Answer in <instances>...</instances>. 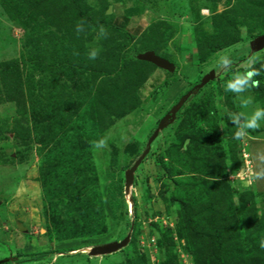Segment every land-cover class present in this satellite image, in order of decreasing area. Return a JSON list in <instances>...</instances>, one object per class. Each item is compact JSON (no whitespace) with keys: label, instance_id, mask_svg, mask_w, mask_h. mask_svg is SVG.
<instances>
[{"label":"rangeland","instance_id":"obj_1","mask_svg":"<svg viewBox=\"0 0 264 264\" xmlns=\"http://www.w3.org/2000/svg\"><path fill=\"white\" fill-rule=\"evenodd\" d=\"M263 35L264 0H0L2 264H211L197 232L224 231L246 259L233 264H264V115L247 127L264 112ZM149 50L174 70L138 57ZM174 178L194 204L219 203L223 231L201 215L188 233L161 195Z\"/></svg>","mask_w":264,"mask_h":264},{"label":"trees","instance_id":"obj_2","mask_svg":"<svg viewBox=\"0 0 264 264\" xmlns=\"http://www.w3.org/2000/svg\"><path fill=\"white\" fill-rule=\"evenodd\" d=\"M231 44H234V42L232 40L228 44H226V46L227 45L229 46ZM223 47H225V46H223ZM11 100L18 101V103L20 102L22 105H24L23 101L20 100V95L17 97H11ZM196 137H197V135L194 136V138H196ZM191 140H193V138ZM162 166L164 168V165H162ZM176 178L173 179V185L175 186L174 187L175 190L174 189L170 190L172 192L169 196H167V192H168L167 188L165 189V191L163 189H161V195L165 199H170L172 201H178L180 203L181 213L183 215L184 221L188 225V233L192 236H195V234H196L195 228L197 226L195 224V221H196V218L198 219V217H200L201 215L202 216H209L211 218V224L213 223L215 225L213 227L215 230V233L219 229L222 230V228L218 227L219 226L218 224L220 223L219 222V220H220L219 219V213H218V211L220 210V208L218 206L219 203L212 199V201H208L205 203L203 201L201 204H194L192 202L191 198L188 199V198L184 197L183 195L179 194V189H181V191L184 190L183 188L187 189L188 184H190L191 181L189 182V181L185 180L184 184H183L179 179H176ZM190 185H192V183ZM117 192H118V194L122 193L123 188L121 191L119 190V188L117 189V191L115 189H112V199H113L114 203L116 201L115 197L117 196ZM250 204L252 205L253 203L251 202ZM251 209L253 210L254 207H252ZM254 214L255 213H253V215ZM58 220L61 222V219H58ZM58 220L55 219V221H54L56 223V225L59 223ZM208 225L211 226L210 223ZM60 228H61L60 226H58L57 229L55 227L56 233L59 234L58 239H66L68 237H74L78 233V232L76 233L74 228H70L71 231L69 233L63 229H60ZM224 233H225V231H224ZM224 233L222 236H217V235L210 236V235H208V233H205V232H202V233L197 232L199 237H203V236L207 235L208 238H210L214 241L212 248L210 249V255H209L210 261L212 262L211 264H233L236 260H238V262H241V261L244 262L246 260V259H244V256L241 258L238 257L237 259H235V261L230 259V257H229L230 252L226 251V246H227V243H229L228 241L233 239V236L228 235L226 237V235H224ZM171 239H172V237H171ZM257 248H258V246H257ZM257 248L255 249V252H256V250L258 251ZM39 254L43 255L44 252H40ZM256 254L258 256V259H261L260 257L262 254H264V252L259 251V252H256L255 255ZM5 264H11V263L9 261H7ZM163 264H166V263H163Z\"/></svg>","mask_w":264,"mask_h":264},{"label":"water","instance_id":"obj_3","mask_svg":"<svg viewBox=\"0 0 264 264\" xmlns=\"http://www.w3.org/2000/svg\"><path fill=\"white\" fill-rule=\"evenodd\" d=\"M252 47L255 50L261 49L264 47V35L263 36H258L256 37L252 42H251ZM139 58L142 59H147L149 61H152L153 63L162 66L168 70L173 71L174 70V65L172 63H170L167 59L159 57L157 54H155L154 51L149 50L146 51L144 53H140L138 55ZM215 70H211L207 75H205L202 78V81L199 83L198 87L206 85V83L215 78ZM174 116V115H173ZM164 126V119L160 122L159 127L156 129V131L154 132L153 136L150 139V142L154 139L155 136H157V134L159 133L160 128H162ZM150 150V147H147L145 149V151L142 153V155L136 160V162L134 163V165L132 167H130L129 169H127L126 171V183H125V187H126V192L129 193L130 192V187L134 182V178H135V172L138 169L139 165L142 163L143 159L146 157V155L148 154ZM130 240V234L126 235L123 239L121 240H115V241H111L102 245H99V248L95 251L93 250H89V254H109L112 252H115L119 249H121L122 247H124L125 245H127V243ZM0 264H2V261H0Z\"/></svg>","mask_w":264,"mask_h":264},{"label":"clouds","instance_id":"obj_4","mask_svg":"<svg viewBox=\"0 0 264 264\" xmlns=\"http://www.w3.org/2000/svg\"><path fill=\"white\" fill-rule=\"evenodd\" d=\"M253 73H249L247 77L239 78L235 82H232L229 84V87L232 89H237L239 90L240 86L246 83L247 79H250ZM258 86V85H257ZM264 115V112L257 111L256 115L247 123V127L249 128H257L259 125L256 123L257 119L261 116ZM237 137L240 136V133H236ZM264 247V245H262Z\"/></svg>","mask_w":264,"mask_h":264},{"label":"bare ground","instance_id":"obj_5","mask_svg":"<svg viewBox=\"0 0 264 264\" xmlns=\"http://www.w3.org/2000/svg\"><path fill=\"white\" fill-rule=\"evenodd\" d=\"M99 248V245L97 244V245H94V246H92V247H88L87 249L88 250H93V251H95V250H97ZM86 249V250H87Z\"/></svg>","mask_w":264,"mask_h":264}]
</instances>
